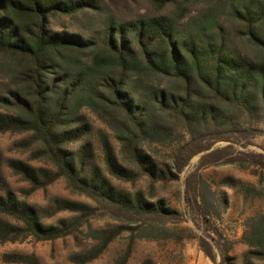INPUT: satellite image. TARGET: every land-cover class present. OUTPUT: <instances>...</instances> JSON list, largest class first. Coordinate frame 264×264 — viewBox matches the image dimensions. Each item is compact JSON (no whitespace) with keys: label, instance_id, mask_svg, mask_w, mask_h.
Returning <instances> with one entry per match:
<instances>
[{"label":"trees","instance_id":"trees-1","mask_svg":"<svg viewBox=\"0 0 264 264\" xmlns=\"http://www.w3.org/2000/svg\"><path fill=\"white\" fill-rule=\"evenodd\" d=\"M178 2L153 0L156 13L123 19L101 17L103 0H0V71L7 81L0 88V133H31L55 169L52 174L9 162V168L33 190L64 177L75 189L124 213L158 216L166 212L159 203L113 191L91 162L89 143L74 153L67 151L68 145L89 132L79 116L81 109L107 117L123 150L136 167L148 172L151 167L138 142L162 135L160 119L165 113L189 126L211 124L229 107L251 117L264 114V0H224L220 6L228 8V16L245 28L248 41L258 49L250 55L229 45L219 6L185 22V13H161ZM78 18L83 20L79 26L67 24ZM157 77L167 82L163 86L150 82ZM102 145L110 173L132 179L117 166L106 140ZM204 150H191L188 157ZM224 151L215 149L202 160L220 159ZM243 192L262 197L264 204L263 193ZM60 204L66 211L87 209L65 201ZM59 225H45L36 208L9 192L0 196V244L29 236L56 239L72 229L65 221ZM199 241L203 254L214 262L212 246ZM242 242L248 248L243 264L264 263V206L244 222ZM5 261L40 264L24 255L7 256Z\"/></svg>","mask_w":264,"mask_h":264},{"label":"rangeland","instance_id":"rangeland-1","mask_svg":"<svg viewBox=\"0 0 264 264\" xmlns=\"http://www.w3.org/2000/svg\"><path fill=\"white\" fill-rule=\"evenodd\" d=\"M223 1L179 0L161 13H185V22L219 6V21L229 45L248 55L258 52L248 41L245 28L228 16L227 7H220ZM152 2L103 0L101 17L129 19L141 13H156ZM78 19L67 24L79 26L83 20ZM150 82L163 86L167 79L157 77ZM5 84V75L0 71V88ZM79 116L89 125V132L82 140L68 145L67 151L74 153L81 144L89 143L90 160L113 191L130 199L139 194L145 203H159L166 212L148 217L124 213L117 206L80 192L64 177L33 190L9 168V162L54 174L52 161L43 155L31 133H0V196L9 192L16 200L36 208L45 225L60 226V221L72 224V229L60 238L37 240L29 236L1 243L0 264H21L5 261L7 256L16 255L33 256L40 264H121L124 258V264H243L248 250L242 242L244 222L264 206L262 197L246 196L243 192L251 189L264 194V114L251 117L229 107L211 124L189 126L165 113L160 119L162 135L138 142L150 172L136 167L116 139L114 128L106 123L107 117L86 108L79 111ZM104 140L117 166L132 179H119L110 173ZM191 142L196 145L189 147ZM198 148L207 150L189 158L191 150ZM215 149H225L220 159L211 156L202 160ZM64 201L87 209L85 213L62 210L60 203ZM199 238L212 246L214 262L201 251ZM92 256L96 257L86 261ZM252 264L264 263L252 260Z\"/></svg>","mask_w":264,"mask_h":264}]
</instances>
